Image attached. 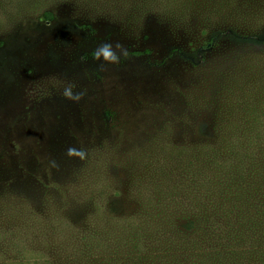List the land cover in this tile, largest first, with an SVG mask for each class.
<instances>
[{"label": "rangeland", "instance_id": "obj_1", "mask_svg": "<svg viewBox=\"0 0 264 264\" xmlns=\"http://www.w3.org/2000/svg\"><path fill=\"white\" fill-rule=\"evenodd\" d=\"M218 33L264 37V0H0V264L34 263L13 253L60 189L105 169L123 187L118 153L152 158L189 119H264V47Z\"/></svg>", "mask_w": 264, "mask_h": 264}, {"label": "trees", "instance_id": "obj_2", "mask_svg": "<svg viewBox=\"0 0 264 264\" xmlns=\"http://www.w3.org/2000/svg\"><path fill=\"white\" fill-rule=\"evenodd\" d=\"M230 35L244 45L264 47L262 36H216ZM132 54L149 56L150 51ZM199 54L190 59L192 65L204 61ZM189 122L174 128H187L184 139L153 141L152 158L151 143L142 152L131 149L110 157V163L117 160L126 168L123 187L105 169V178L95 175L70 191L60 189L56 203H45L41 213L33 207L29 249H15V259L32 264H264V119Z\"/></svg>", "mask_w": 264, "mask_h": 264}, {"label": "clouds", "instance_id": "obj_3", "mask_svg": "<svg viewBox=\"0 0 264 264\" xmlns=\"http://www.w3.org/2000/svg\"><path fill=\"white\" fill-rule=\"evenodd\" d=\"M117 47L119 48L120 45H117ZM101 55L103 56V59L105 61H109V62H115L117 60V57L115 55V53L112 51V46L110 44H105V45H102L95 53V57L97 60L100 59ZM64 96L69 98V99H72L74 98L73 97V94H72V90H71V87L69 88H66L65 91H64ZM79 97H76V99H78ZM74 150L70 149L69 152L70 154L73 152Z\"/></svg>", "mask_w": 264, "mask_h": 264}]
</instances>
